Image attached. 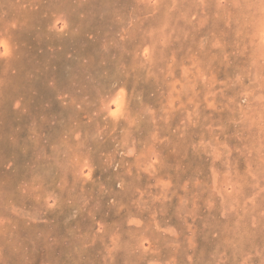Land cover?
I'll list each match as a JSON object with an SVG mask.
<instances>
[{
	"label": "rangeland",
	"instance_id": "obj_1",
	"mask_svg": "<svg viewBox=\"0 0 264 264\" xmlns=\"http://www.w3.org/2000/svg\"><path fill=\"white\" fill-rule=\"evenodd\" d=\"M0 40V264H264V0H0Z\"/></svg>",
	"mask_w": 264,
	"mask_h": 264
},
{
	"label": "clouds",
	"instance_id": "obj_2",
	"mask_svg": "<svg viewBox=\"0 0 264 264\" xmlns=\"http://www.w3.org/2000/svg\"><path fill=\"white\" fill-rule=\"evenodd\" d=\"M11 54V47L10 44L7 40H0V56L7 57ZM125 96V93L123 91H120L119 93H115L113 95V98L111 99L109 103V107L112 109L110 114L115 115L113 116H118L121 114V111L124 107L123 104V98Z\"/></svg>",
	"mask_w": 264,
	"mask_h": 264
},
{
	"label": "snow or ice",
	"instance_id": "obj_3",
	"mask_svg": "<svg viewBox=\"0 0 264 264\" xmlns=\"http://www.w3.org/2000/svg\"><path fill=\"white\" fill-rule=\"evenodd\" d=\"M113 115H115V113H113Z\"/></svg>",
	"mask_w": 264,
	"mask_h": 264
}]
</instances>
